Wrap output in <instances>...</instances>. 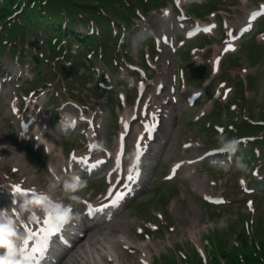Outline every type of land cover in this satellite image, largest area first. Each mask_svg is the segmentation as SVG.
Here are the masks:
<instances>
[{"label":"clouds","instance_id":"9594fccd","mask_svg":"<svg viewBox=\"0 0 264 264\" xmlns=\"http://www.w3.org/2000/svg\"><path fill=\"white\" fill-rule=\"evenodd\" d=\"M76 117L71 113L60 115L59 126L62 130H70L75 127ZM220 146L215 149L216 152L227 154L226 159L220 160L221 167L227 170L233 163L232 157L239 150L240 140L237 138L219 137ZM99 147V145H97ZM227 161V163L225 162ZM215 166L216 160L210 161ZM235 167L239 170L247 168L246 163L237 158ZM49 172L55 176L54 170L49 167ZM49 187H55L50 184ZM85 187V182L78 175H71L70 180L63 182V190L70 193L69 199L75 200V193ZM19 200L14 199L12 206L0 208V264H33V260L25 247L29 237L26 232L23 235L18 231L19 227L25 223H36L39 220V214L51 217L52 221L63 226L72 219V207L66 205L62 200L54 201L45 193H37L35 188L30 191L11 192ZM26 216V219H25Z\"/></svg>","mask_w":264,"mask_h":264},{"label":"rangeland","instance_id":"374dc122","mask_svg":"<svg viewBox=\"0 0 264 264\" xmlns=\"http://www.w3.org/2000/svg\"><path fill=\"white\" fill-rule=\"evenodd\" d=\"M262 71H264V65L262 67ZM165 190L167 191L168 189H170L169 186H164ZM264 199V198H263ZM263 205H264V201L262 202V208H261V212L257 215V221L256 223L258 224L259 227L258 228V232H259V238L261 241H263L264 239V214H263ZM181 207L183 209H186L187 207H189V210L191 211V214H194L196 216L197 213H201V209L197 206V203L193 202L191 199H189L187 202L183 203L181 205ZM186 211H180L176 214V218H178L179 220L181 219V229L180 231L182 233L186 234V228H187V221L182 220L184 218ZM205 219H207V216L202 215L199 218V222L195 225L197 229H199L200 227V223L203 222ZM224 220V218L222 219ZM221 220V221H222ZM191 228V226H190ZM192 229V228H191ZM131 262H134V259L130 258ZM252 264H258V262L252 263Z\"/></svg>","mask_w":264,"mask_h":264},{"label":"bare ground","instance_id":"6f19581e","mask_svg":"<svg viewBox=\"0 0 264 264\" xmlns=\"http://www.w3.org/2000/svg\"><path fill=\"white\" fill-rule=\"evenodd\" d=\"M97 236H99V234L94 235L93 238L89 241L90 245H89V247L86 248V250L90 253H93L94 257H98L101 260V254L97 253V251H94V249H93L94 245L92 244L93 241L96 243L98 242ZM106 244L109 246V248H107V251L114 254V250L112 249V248H114V245L111 244L109 241L106 242ZM93 258H92L91 264H95L93 261Z\"/></svg>","mask_w":264,"mask_h":264},{"label":"snow or ice","instance_id":"6c2138e0","mask_svg":"<svg viewBox=\"0 0 264 264\" xmlns=\"http://www.w3.org/2000/svg\"><path fill=\"white\" fill-rule=\"evenodd\" d=\"M81 119H84V117H81ZM132 177H129V179H131ZM17 191H19V189H17ZM46 224L51 226V231L49 232V235L54 234L55 232H59L60 231V225L58 224H54L51 217H48L47 220L45 221ZM47 231V230H45ZM47 236L45 237V239L47 240ZM46 249V245L44 248L41 249H37V251H44Z\"/></svg>","mask_w":264,"mask_h":264}]
</instances>
